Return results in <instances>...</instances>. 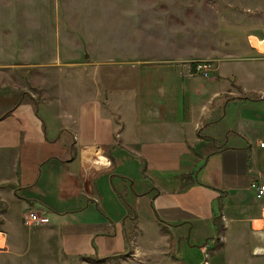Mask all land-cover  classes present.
<instances>
[{"label": "crops", "instance_id": "1", "mask_svg": "<svg viewBox=\"0 0 264 264\" xmlns=\"http://www.w3.org/2000/svg\"><path fill=\"white\" fill-rule=\"evenodd\" d=\"M15 4L0 15L3 260L264 264V200L250 188L264 182V48L250 39L264 35L136 62L112 88L100 71V83L65 75L36 103L13 76L41 67L35 41L20 64ZM29 212L48 222L25 226Z\"/></svg>", "mask_w": 264, "mask_h": 264}, {"label": "rangeland", "instance_id": "2", "mask_svg": "<svg viewBox=\"0 0 264 264\" xmlns=\"http://www.w3.org/2000/svg\"><path fill=\"white\" fill-rule=\"evenodd\" d=\"M6 3L0 0V15L17 12ZM15 5L20 10L18 38L24 53L20 64H25V54L35 41L41 67L34 71L20 67L19 74L13 76L26 82V97L32 96L36 103L40 97L58 94L65 75L79 80L87 73L100 83L102 80L96 77L100 71L106 87L112 88L118 71L121 76L127 75L136 62L216 49L223 42L234 44L245 33L264 35V0H20V5ZM71 64L72 68L68 66ZM2 209L0 205V213ZM12 237L18 238L14 233ZM195 260L203 264L205 259L199 256ZM23 262L4 261L0 254V264ZM50 263L47 259L40 261ZM70 264L88 263L73 260Z\"/></svg>", "mask_w": 264, "mask_h": 264}, {"label": "built area", "instance_id": "3", "mask_svg": "<svg viewBox=\"0 0 264 264\" xmlns=\"http://www.w3.org/2000/svg\"><path fill=\"white\" fill-rule=\"evenodd\" d=\"M194 71L203 77H208L212 71V65L209 62L199 61L194 63ZM259 147L264 149V141L259 144ZM250 188L254 191L256 198L264 200V182H254ZM262 219L264 220V206L262 209ZM48 220L37 213H27L23 217L25 226H34L47 223ZM203 264H207L206 262Z\"/></svg>", "mask_w": 264, "mask_h": 264}, {"label": "bare ground", "instance_id": "4", "mask_svg": "<svg viewBox=\"0 0 264 264\" xmlns=\"http://www.w3.org/2000/svg\"><path fill=\"white\" fill-rule=\"evenodd\" d=\"M252 43H253L252 45H254L256 48H260L261 49L264 46V45L261 46V44H259L256 39H253Z\"/></svg>", "mask_w": 264, "mask_h": 264}, {"label": "trees", "instance_id": "5", "mask_svg": "<svg viewBox=\"0 0 264 264\" xmlns=\"http://www.w3.org/2000/svg\"><path fill=\"white\" fill-rule=\"evenodd\" d=\"M130 220H132V221H133V220H134V218H133V217H132V218L130 217Z\"/></svg>", "mask_w": 264, "mask_h": 264}]
</instances>
